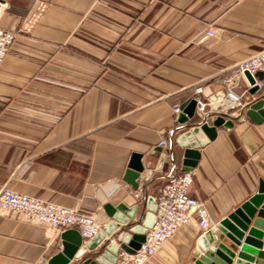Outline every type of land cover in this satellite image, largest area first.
<instances>
[{
    "label": "crops",
    "instance_id": "crops-1",
    "mask_svg": "<svg viewBox=\"0 0 264 264\" xmlns=\"http://www.w3.org/2000/svg\"><path fill=\"white\" fill-rule=\"evenodd\" d=\"M0 2V25L15 33L0 66V189L92 212L99 231L82 241L87 253L112 260L144 234L156 192L182 172L186 148L199 152L188 171L209 227L257 191L264 109L247 111L264 90L250 93L235 68L264 47V0ZM228 86L240 97L228 111L233 125L208 139L200 124L223 113L217 98ZM198 87L216 97L202 93L203 115ZM190 99L193 116L175 115L173 105ZM133 155L143 170L130 181ZM60 234L0 213V264H48ZM201 234L194 223L181 226L145 264H192Z\"/></svg>",
    "mask_w": 264,
    "mask_h": 264
},
{
    "label": "built area",
    "instance_id": "built-area-1",
    "mask_svg": "<svg viewBox=\"0 0 264 264\" xmlns=\"http://www.w3.org/2000/svg\"><path fill=\"white\" fill-rule=\"evenodd\" d=\"M4 9L5 4L0 2V15ZM211 35H213V31L208 30L206 36ZM14 39V31L0 25V66ZM243 71H247L251 75L253 80L251 87L264 90V47L236 66L235 73L243 74ZM227 83L232 82L227 80ZM202 90V87H198L195 91L197 95L196 109L199 115L205 113L208 105ZM261 100L264 103V95ZM217 102L224 105V111L221 115L225 116L229 114V110L239 106L240 97L228 86L223 96L217 98ZM173 112L175 115L180 112L179 105H173ZM203 122L206 120L201 123ZM158 145L165 146V140L161 139ZM191 183V172L185 171L171 175L158 188L152 220L144 232V240L134 253H128L122 249L118 250L111 260L113 264H145L181 226L194 223L201 233L209 228L206 204L193 195ZM0 213L24 216L57 231V233H62L67 229H76L82 241L95 236L99 231L96 217L90 211H80L75 207L56 205L37 197L14 192L6 187L0 189Z\"/></svg>",
    "mask_w": 264,
    "mask_h": 264
},
{
    "label": "water",
    "instance_id": "water-1",
    "mask_svg": "<svg viewBox=\"0 0 264 264\" xmlns=\"http://www.w3.org/2000/svg\"><path fill=\"white\" fill-rule=\"evenodd\" d=\"M244 77L251 85L253 83L251 75L243 71ZM257 90L252 86L250 93ZM202 93L210 100H215V95L204 88ZM195 101L190 99L180 106L188 118L194 114ZM263 107L261 99L253 103L251 111ZM263 112V111H262ZM264 115V114H263ZM234 117L230 115H219L210 124L203 122L200 124L201 130L208 139L216 135V129L222 127L230 129L233 125ZM199 152L197 149L186 148L183 151L182 172L190 170L195 166ZM139 156H132L129 169L126 171L128 180L138 178L143 167L137 162ZM264 236V181H259L258 189L245 201L235 207L230 213L222 217L215 225L210 226L198 237V249L194 251V261L192 264H258V259L264 257L262 250ZM61 248L50 257L48 264H68L71 259L78 260L74 264H113V262L100 254V251L87 253L78 230L67 229L60 234ZM144 240V234H135L126 244L121 245V249L134 253L139 244Z\"/></svg>",
    "mask_w": 264,
    "mask_h": 264
}]
</instances>
